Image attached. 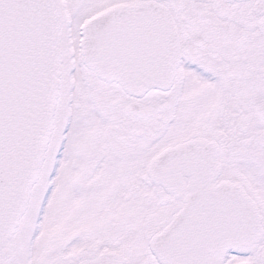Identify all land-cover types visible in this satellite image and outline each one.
<instances>
[{
	"label": "flooded vegetation",
	"instance_id": "flooded-vegetation-1",
	"mask_svg": "<svg viewBox=\"0 0 264 264\" xmlns=\"http://www.w3.org/2000/svg\"><path fill=\"white\" fill-rule=\"evenodd\" d=\"M136 1L81 16L75 34L65 1L53 0V128L0 264L19 262L17 232L35 206L22 264H176L154 251L175 214L233 211L244 200L258 215L256 240L189 264H264V1L155 0L173 19L180 61L167 87L132 91L84 66L78 42L84 18ZM51 195L95 223L37 245L34 217Z\"/></svg>",
	"mask_w": 264,
	"mask_h": 264
},
{
	"label": "water",
	"instance_id": "water-1",
	"mask_svg": "<svg viewBox=\"0 0 264 264\" xmlns=\"http://www.w3.org/2000/svg\"><path fill=\"white\" fill-rule=\"evenodd\" d=\"M55 37L51 0H0V246L26 207L52 129ZM79 46L88 68L132 91L166 87L179 62L173 20L154 0L115 4L84 20ZM237 207L177 214L157 235L156 252L188 264L247 246L259 234L257 214L245 200Z\"/></svg>",
	"mask_w": 264,
	"mask_h": 264
},
{
	"label": "rangeland",
	"instance_id": "rangeland-1",
	"mask_svg": "<svg viewBox=\"0 0 264 264\" xmlns=\"http://www.w3.org/2000/svg\"><path fill=\"white\" fill-rule=\"evenodd\" d=\"M59 2H57V4H63L65 6L66 3V8L67 10L70 12V14H72L70 16V20L68 21V25L70 24L71 27V33H75L76 34V25L77 22L79 20V18H81V16L83 15H87L89 13H91L93 10H95L96 8H99L100 6H105V4L110 3L113 0H63L65 1V3L61 0H58ZM73 34V35H75ZM77 37V36H75ZM62 43L65 44H72L73 41L70 40V38L68 37V35H64L62 38ZM65 56V55H64ZM65 62V66L67 68V62L66 60ZM74 75L77 77L80 75V68L77 67V65L74 66ZM59 110V107H58ZM57 110V112H58ZM81 152L78 153V156L80 157ZM52 167H53V175L55 176L56 174V168H57V163L53 162L52 163ZM42 176V175H41ZM42 182H37L36 184V190H34L33 193V198H35L36 203L38 202V199L40 197L41 194V190L43 189L42 187ZM48 199V198H47ZM54 200H58V197L56 198V195H51L50 196V201L49 206L45 208V211H42L39 209L36 212V215L34 217V224H35V242L37 243V245H40V242L42 241V238L46 239L53 237V239L55 238H59L64 236L63 234V230H65L64 232H71L72 230L76 229L78 226H82L83 224H94L95 223V217L91 218V213L88 214L87 219L80 215V216H75V211L72 207H68L67 205H57L54 203ZM62 202V201H61ZM60 202V203H61ZM50 203L55 204L53 207L50 206ZM35 208L34 207V211L33 213H31V215L28 217V227L23 226L18 230L17 232V236L19 238V246H18V255L16 254L17 258L19 259V262L16 264H22L23 260H24V249H25V243H26V236L28 234V232L30 231L31 228V221L33 219L34 216V212H35ZM90 208L94 209V204H92L89 207V211L91 210ZM74 216V219L71 220V217ZM43 220H46L45 222H42ZM22 221L25 223V219H22ZM83 221H85L83 223ZM25 225V224H24ZM39 231V232H38ZM23 236V238L25 239H21L20 238ZM38 264V263H36Z\"/></svg>",
	"mask_w": 264,
	"mask_h": 264
}]
</instances>
